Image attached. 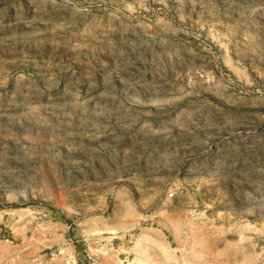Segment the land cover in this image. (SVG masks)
I'll return each mask as SVG.
<instances>
[{
  "label": "rangeland",
  "instance_id": "374dc122",
  "mask_svg": "<svg viewBox=\"0 0 264 264\" xmlns=\"http://www.w3.org/2000/svg\"><path fill=\"white\" fill-rule=\"evenodd\" d=\"M0 264H264V0H0Z\"/></svg>",
  "mask_w": 264,
  "mask_h": 264
}]
</instances>
